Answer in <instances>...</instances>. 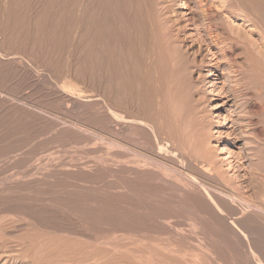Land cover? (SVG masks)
I'll list each match as a JSON object with an SVG mask.
<instances>
[{"label": "rangeland", "instance_id": "rangeland-1", "mask_svg": "<svg viewBox=\"0 0 264 264\" xmlns=\"http://www.w3.org/2000/svg\"><path fill=\"white\" fill-rule=\"evenodd\" d=\"M219 1L0 0V264H264V34L214 47Z\"/></svg>", "mask_w": 264, "mask_h": 264}, {"label": "bare ground", "instance_id": "bare-ground-1", "mask_svg": "<svg viewBox=\"0 0 264 264\" xmlns=\"http://www.w3.org/2000/svg\"><path fill=\"white\" fill-rule=\"evenodd\" d=\"M201 0H199L200 2ZM203 1V0H202ZM201 3V2H200ZM215 3V2H214ZM218 4H216V6H214V9H211L210 7L208 8V10L206 9V11H203L204 12V15L203 17L205 18V20L208 22V36L209 38H214V47L215 45L216 46H222V44L224 43L225 40H223L222 38H242V30L240 27H237V25H235V22L236 21L235 19H237L236 17H240V18H243L242 21H247L248 23L250 22V27H248L249 29H252V28H256L258 27L257 29L260 28V30L263 32L264 34V0H220L219 2H217ZM211 5V4H210ZM209 6V5H208ZM198 8V7H197ZM204 8V7H203ZM202 9V8H200ZM162 10V9H161ZM135 12V11H134ZM162 12V11H161ZM169 14V13H168ZM167 14V15H168ZM133 15V14H132ZM170 16V15H169ZM221 17H223L225 20L224 22L221 20ZM203 18V19H204ZM202 20V18H200ZM175 20V19H173ZM244 21V22H245ZM205 22V21H204ZM237 22V21H236ZM122 23V22H121ZM238 23V22H237ZM242 23L241 22V26H242ZM247 23V24H248ZM90 24V22H89ZM120 24V23H119ZM246 24V23H244ZM166 25V24H165ZM89 26V25H88ZM86 26V27H88ZM240 26V25H239ZM248 26V25H247ZM207 27V26H206ZM153 28V27H152ZM244 28V26H243ZM173 29V28H172ZM244 30V29H243ZM86 31V30H85ZM88 31V30H87ZM245 31V30H244ZM247 29H246V33H247ZM249 32V31H248ZM254 33V32H253ZM249 34V33H248ZM252 34V33H251ZM178 35V34H177ZM250 35V34H249ZM207 36V37H208ZM252 36V35H251ZM85 37V36H84ZM259 37V36H258ZM261 40V38H260ZM259 40V41H260ZM257 41V39H256ZM233 42V40H232ZM231 42V43H232ZM258 42V41H257ZM256 42V43H257ZM230 43V44H231ZM259 43V42H258ZM259 45V44H258ZM261 48H258L256 47L255 45H251V48H250V59H251V63H253V60L255 58V62L254 64H256V66H258L259 70H261L262 72V78H258L256 77L255 75H251L248 77V83L250 85L251 88H255V90L257 91V97L259 98V101L260 103H262V112L264 113V45L262 46L260 44ZM234 48V47H233ZM246 49V47H244ZM100 51V50H99ZM99 51H97L99 53ZM222 51V50H220ZM235 52V51H234ZM237 52H240V50ZM224 53V52H223ZM248 53V52H247ZM246 53V54H247ZM231 54V53H230ZM224 55V54H223ZM227 55V54H226ZM100 56V55H98ZM231 56V55H230ZM233 56V55H232ZM231 56V57H232ZM224 58V57H223ZM238 59V58H237ZM115 61V60H114ZM232 61V60H231ZM116 62V61H115ZM236 62V61H235ZM239 62V61H238ZM234 67V66H232ZM237 68V67H235ZM98 71V70H97ZM233 72V71H232ZM235 73V72H234ZM248 76V75H247ZM235 78V77H234ZM116 89V88H115ZM116 92V91H115ZM244 92V91H243ZM251 94V93H250ZM116 95V94H115ZM126 95V94H125ZM247 95V94H246ZM256 106V105H255ZM260 108V107H259ZM260 110V109H259ZM255 111H256V108H255ZM257 111H258V108H257ZM256 111V112H257ZM258 113V112H257ZM244 126V125H243ZM261 128V126H260ZM259 129V128H257ZM256 129V130H257ZM255 130V129H254ZM259 131V130H258ZM261 132V131H260ZM256 133H258L256 131ZM263 133V132H262ZM260 134V133H259ZM261 139V138H260ZM249 141V140H248ZM165 142V141H164ZM263 142V141H262ZM168 143V142H167ZM167 152V151H166ZM173 152V151H172ZM171 153V152H170ZM178 153V152H177ZM175 154V153H174ZM176 155V154H175ZM174 156V155H172ZM177 157V156H176ZM181 157V156H180ZM181 159V158H180ZM239 160V159H238ZM180 161H183V159H181ZM182 164V163H181ZM239 164V163H238ZM205 165V164H204ZM241 165V164H240ZM200 167L202 166V164L200 163L199 165ZM206 167V166H205ZM205 167H202L205 169ZM211 167V166H210ZM188 168V167H187ZM209 169V167H208ZM207 169V170H208ZM260 170H258L257 172H259ZM201 172V171H200ZM205 172H209L205 170ZM261 172V171H260ZM212 173V172H210ZM184 176L187 175V173H183ZM188 176V175H187ZM186 176V177H187ZM194 176V174H193ZM197 176V175H196ZM210 176V175H209ZM208 176V177H209ZM213 176V175H212ZM190 177V176H189ZM203 177V176H202ZM214 177V176H213ZM216 177V176H215ZM246 177V176H245ZM249 177V176H248ZM185 178V177H184ZM188 178V177H187ZM199 178V177H198ZM190 179V178H188ZM187 179V180H188ZM195 179V178H194ZM193 180V178L191 179ZM215 180V179H214ZM259 180V179H258ZM213 181V180H212ZM260 181V180H259ZM196 182V181H195ZM193 182V183H195ZM205 182V181H204ZM247 182V181H246ZM249 182V181H248ZM201 183V182H200ZM212 183V182H211ZM216 183V181H215ZM219 183V182H218ZM204 183H202L201 187H204L203 186ZM207 184V183H206ZM213 184V183H212ZM243 184V183H242ZM200 185V184H199ZM209 185V184H208ZM241 185V184H240ZM207 186V185H206ZM244 186V185H243ZM251 186V185H250ZM210 186L208 187H205V189L209 188ZM221 187V186H220ZM223 191L225 194H227L229 197L228 198H231L233 201L232 203H234L235 199H236V194L234 196V194L230 193L227 188H224V186H222ZM242 187V186H241ZM190 188V187H189ZM213 188V187H212ZM204 189V188H202ZM210 189V188H209ZM218 189V188H217ZM220 189V188H219ZM251 189V187H250ZM214 191H217L219 193H221V191H218L216 189H213ZM252 190V189H251ZM207 191V190H206ZM246 191V190H245ZM208 192V191H207ZM206 192V193H207ZM237 192V191H236ZM222 194V193H221ZM239 194V193H238ZM249 194V193H248ZM224 196V195H223ZM261 197V196H260ZM227 198V200H228ZM241 199V198H239ZM252 200V199H251ZM254 200V199H253ZM257 201V200H256ZM237 202V201H236ZM245 202V201H244ZM243 202V203H244ZM264 202V201H263ZM262 202V203H263ZM213 203V202H212ZM242 203V202H241ZM245 204V203H244ZM238 205V204H236ZM261 205V204H259ZM263 205V204H262ZM215 206V204L213 205ZM251 206V205H249ZM248 206V207H249ZM253 207V206H252ZM259 207V206H258ZM263 207V206H262ZM217 208V206H216ZM261 208V207H260ZM217 210H219V207L217 208ZM252 210V209H251ZM259 210V209H258ZM221 211V209L219 210ZM242 211V210H241ZM264 212V211H263ZM232 213V212H230ZM243 213V212H242ZM261 213V212H260ZM221 214H223V212L221 211ZM244 214V213H243ZM242 215V214H241ZM264 216V213L262 214ZM234 216V215H233ZM236 217V216H235ZM238 218V216H237ZM226 219V218H225ZM244 219V218H243ZM229 221V220H227ZM232 221V219H231ZM238 221V219L236 220V222ZM240 221V220H239ZM257 222V221H256ZM233 223V222H232ZM243 223V221H242ZM262 223V222H261ZM240 223H238L239 225ZM255 224V223H254ZM252 225V224H251ZM234 226V225H233ZM253 227V226H252ZM238 229V228H237ZM243 229V228H242ZM262 229V228H260ZM253 230V229H252ZM255 230V229H254ZM241 231V230H240ZM243 234V233H242ZM246 237V236H245ZM260 237V236H259ZM257 239V238H256ZM242 241V240H241ZM264 241V240H263ZM250 242V241H249ZM260 242V241H259ZM258 249V247H257ZM264 249V248H263ZM259 250V249H258ZM263 251V250H262ZM263 253V252H262ZM256 255V254H255ZM259 261V260H257Z\"/></svg>", "mask_w": 264, "mask_h": 264}]
</instances>
